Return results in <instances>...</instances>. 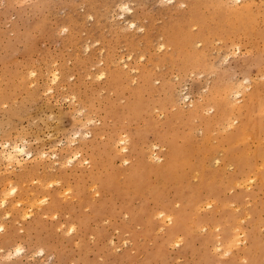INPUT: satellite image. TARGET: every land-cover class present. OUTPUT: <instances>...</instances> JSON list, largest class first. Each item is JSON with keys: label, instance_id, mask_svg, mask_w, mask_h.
I'll return each instance as SVG.
<instances>
[{"label": "rangeland", "instance_id": "obj_1", "mask_svg": "<svg viewBox=\"0 0 264 264\" xmlns=\"http://www.w3.org/2000/svg\"><path fill=\"white\" fill-rule=\"evenodd\" d=\"M0 264H264V0H0Z\"/></svg>", "mask_w": 264, "mask_h": 264}, {"label": "bare ground", "instance_id": "obj_2", "mask_svg": "<svg viewBox=\"0 0 264 264\" xmlns=\"http://www.w3.org/2000/svg\"><path fill=\"white\" fill-rule=\"evenodd\" d=\"M13 147V146H12ZM123 149L126 150V146H123ZM3 156L8 161V163L17 162L20 163L18 160V155L20 154H28V152L20 146H14L12 149L5 148L3 151ZM13 190V189H12ZM14 191V190H13ZM4 227V226H3ZM175 230V229H174ZM176 237V236H175ZM176 242V241H175ZM20 250V249H19Z\"/></svg>", "mask_w": 264, "mask_h": 264}]
</instances>
